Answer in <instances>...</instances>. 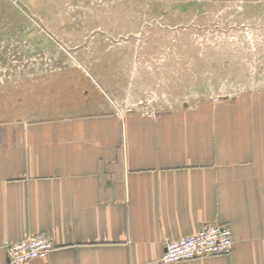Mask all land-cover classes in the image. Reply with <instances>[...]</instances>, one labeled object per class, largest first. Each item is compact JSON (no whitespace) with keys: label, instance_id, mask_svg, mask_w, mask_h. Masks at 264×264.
I'll use <instances>...</instances> for the list:
<instances>
[{"label":"crops","instance_id":"0c3cea01","mask_svg":"<svg viewBox=\"0 0 264 264\" xmlns=\"http://www.w3.org/2000/svg\"><path fill=\"white\" fill-rule=\"evenodd\" d=\"M0 2L2 17L20 9ZM97 107L0 122V264L8 243L42 232L54 248L22 264H165V241L211 223L232 229L230 253L169 264H264V89Z\"/></svg>","mask_w":264,"mask_h":264},{"label":"rangeland","instance_id":"374dc122","mask_svg":"<svg viewBox=\"0 0 264 264\" xmlns=\"http://www.w3.org/2000/svg\"><path fill=\"white\" fill-rule=\"evenodd\" d=\"M11 4L0 11V122L107 102L176 110L264 89V0Z\"/></svg>","mask_w":264,"mask_h":264},{"label":"built area","instance_id":"2783aa9c","mask_svg":"<svg viewBox=\"0 0 264 264\" xmlns=\"http://www.w3.org/2000/svg\"><path fill=\"white\" fill-rule=\"evenodd\" d=\"M165 242V250L161 254L165 264L228 254L234 245L232 229L219 223L208 224L199 232ZM53 245V239L44 232L8 243V261L22 264L45 259L54 248Z\"/></svg>","mask_w":264,"mask_h":264}]
</instances>
